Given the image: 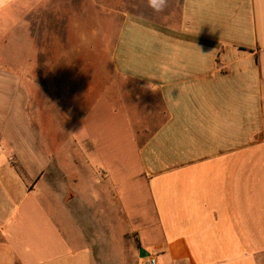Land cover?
Wrapping results in <instances>:
<instances>
[{"label": "crops", "instance_id": "obj_1", "mask_svg": "<svg viewBox=\"0 0 264 264\" xmlns=\"http://www.w3.org/2000/svg\"><path fill=\"white\" fill-rule=\"evenodd\" d=\"M159 7L11 0L0 9V47L34 41V29L49 31L50 14L59 32L57 71L0 72L8 78L0 81V264L264 262V0ZM99 8L121 17L111 69H62L65 15ZM99 106L132 132L134 179L147 188L159 232L150 245L131 246L130 231L114 224L117 207L98 217L85 200L93 193L82 194L85 184L108 187L109 213L120 191L108 185L98 136L83 127ZM49 109L50 136L41 121ZM67 158L77 169L70 180Z\"/></svg>", "mask_w": 264, "mask_h": 264}, {"label": "rangeland", "instance_id": "obj_2", "mask_svg": "<svg viewBox=\"0 0 264 264\" xmlns=\"http://www.w3.org/2000/svg\"><path fill=\"white\" fill-rule=\"evenodd\" d=\"M99 1L112 3L116 0ZM57 18V14H50L51 24L49 25V31H42L41 27L34 29L36 35L34 41H30L24 35L22 38H19L17 45H2L0 47V72L8 74L11 70L19 71L20 73L38 70V73H36L41 74L43 70L47 69L57 71L59 68ZM41 20V18H39L38 22L35 20V23L37 22L35 26H38V23L40 26ZM120 20V15L103 12V8H99L97 14H82L81 18H77V15L66 14V24L71 27L60 32L63 34V43L66 46V57H62L64 60L61 63L62 69L66 71H73L75 69L85 71L111 69L109 57L118 33ZM90 22L92 26L93 24L96 25V29L90 30ZM45 32L49 33V37L44 44L42 34ZM95 32L96 36H94ZM44 47L49 56L43 51ZM34 51L36 53L41 52V54L33 55ZM43 55H46V57ZM1 80L8 81V78H0ZM50 81L54 82L55 79L51 78ZM7 84L8 82L2 83V85L8 86ZM1 99L6 101L7 95L1 96ZM90 112L95 115L92 116L90 114L88 123L83 127L86 131L90 132L91 130L92 134L94 133L98 136L99 152L102 154L100 161H102L101 164L104 166V169L110 174L108 185L110 187L111 183H113L120 191H114L115 196H117L116 192L119 195L116 198L118 202L115 199L113 206L110 205L108 207L109 213H107L106 204L103 202L104 198H107L108 187L106 188L104 185L98 183V186L90 192L89 188H87L88 185L85 184V187L81 189L82 194L86 196L87 192L93 193L94 196L91 199L85 198V200L91 202L90 207L92 208V212L98 215V217H105L106 214L113 212H111L113 208L117 207L120 212V222L122 223L114 222V224H121L122 229L130 231L129 243L131 246H139V240L148 242L150 245L153 240L159 237V232L147 188L141 181L134 179L138 163L135 145L132 142V132L124 129L121 118L108 119L105 114L106 111L100 106L97 110L95 107L94 111ZM49 113H52L51 109L44 111L45 118H41L42 124L49 129L48 136L53 133L54 126L52 119H48ZM106 139L113 141L114 149L109 147L108 151L105 150ZM74 165L72 158H67L66 169L67 179L69 180L77 170ZM88 193L87 195L89 196ZM84 195L83 197H85ZM133 231H138L140 235L133 237Z\"/></svg>", "mask_w": 264, "mask_h": 264}, {"label": "clouds", "instance_id": "obj_3", "mask_svg": "<svg viewBox=\"0 0 264 264\" xmlns=\"http://www.w3.org/2000/svg\"><path fill=\"white\" fill-rule=\"evenodd\" d=\"M10 2H11V0H0V9H3V8L7 7ZM149 3H150V5H152L153 4V0H149ZM158 3L160 5V7L156 8L155 10L160 11L166 6L167 0H158ZM150 89L152 91H154L153 88H150ZM170 99L173 100L172 97H170ZM173 101H175V100H173Z\"/></svg>", "mask_w": 264, "mask_h": 264}, {"label": "built area", "instance_id": "obj_4", "mask_svg": "<svg viewBox=\"0 0 264 264\" xmlns=\"http://www.w3.org/2000/svg\"><path fill=\"white\" fill-rule=\"evenodd\" d=\"M143 264H158V261L156 257L151 256Z\"/></svg>", "mask_w": 264, "mask_h": 264}]
</instances>
